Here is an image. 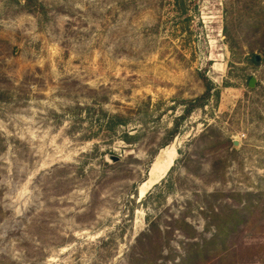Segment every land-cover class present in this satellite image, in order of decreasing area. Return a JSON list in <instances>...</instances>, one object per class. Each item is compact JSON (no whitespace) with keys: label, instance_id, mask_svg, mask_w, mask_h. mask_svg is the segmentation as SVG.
<instances>
[{"label":"rangeland","instance_id":"1","mask_svg":"<svg viewBox=\"0 0 264 264\" xmlns=\"http://www.w3.org/2000/svg\"><path fill=\"white\" fill-rule=\"evenodd\" d=\"M260 18L0 0V264H264Z\"/></svg>","mask_w":264,"mask_h":264},{"label":"trees","instance_id":"2","mask_svg":"<svg viewBox=\"0 0 264 264\" xmlns=\"http://www.w3.org/2000/svg\"><path fill=\"white\" fill-rule=\"evenodd\" d=\"M258 23H259L261 26H263V25H264V18H260L259 21H258ZM208 89H209V88H208Z\"/></svg>","mask_w":264,"mask_h":264},{"label":"water","instance_id":"3","mask_svg":"<svg viewBox=\"0 0 264 264\" xmlns=\"http://www.w3.org/2000/svg\"><path fill=\"white\" fill-rule=\"evenodd\" d=\"M256 58H258V57H256ZM253 81H254V78H252L251 81H250L251 85H252ZM234 144L238 145V141H234Z\"/></svg>","mask_w":264,"mask_h":264},{"label":"bare ground","instance_id":"4","mask_svg":"<svg viewBox=\"0 0 264 264\" xmlns=\"http://www.w3.org/2000/svg\"><path fill=\"white\" fill-rule=\"evenodd\" d=\"M151 171H152V170L149 171V174H150ZM162 179H163V178H162ZM152 182H153V181H152ZM139 197H140V190H139ZM140 198H141V197H140Z\"/></svg>","mask_w":264,"mask_h":264}]
</instances>
